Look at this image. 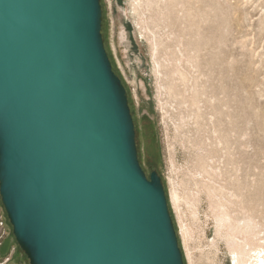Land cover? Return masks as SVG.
<instances>
[{
  "label": "water",
  "instance_id": "95a60500",
  "mask_svg": "<svg viewBox=\"0 0 264 264\" xmlns=\"http://www.w3.org/2000/svg\"><path fill=\"white\" fill-rule=\"evenodd\" d=\"M101 0H0V195L29 264H185L139 160Z\"/></svg>",
  "mask_w": 264,
  "mask_h": 264
},
{
  "label": "rangeland",
  "instance_id": "374dc122",
  "mask_svg": "<svg viewBox=\"0 0 264 264\" xmlns=\"http://www.w3.org/2000/svg\"><path fill=\"white\" fill-rule=\"evenodd\" d=\"M101 3L113 69L151 113L168 199L181 196L170 208L185 264H229L215 203L264 237V0ZM1 221L0 264L27 263L0 198Z\"/></svg>",
  "mask_w": 264,
  "mask_h": 264
},
{
  "label": "bare ground",
  "instance_id": "6f19581e",
  "mask_svg": "<svg viewBox=\"0 0 264 264\" xmlns=\"http://www.w3.org/2000/svg\"><path fill=\"white\" fill-rule=\"evenodd\" d=\"M130 9L136 13L134 4L133 8L130 7ZM156 45V43H153L152 48V54L155 60L153 74L158 76L161 73V66L157 60L158 52ZM113 50H116V48ZM135 95L137 96L136 92ZM180 201V194L175 188H172L170 192V202L178 209ZM214 207L216 234L225 240L229 251V264H264V237L259 236L260 231H256L257 224L250 222V217L243 219L234 217L230 213L227 203L217 202L214 204ZM181 234L186 237L184 228ZM213 245H215V243H213Z\"/></svg>",
  "mask_w": 264,
  "mask_h": 264
},
{
  "label": "flooded vegetation",
  "instance_id": "af4514ba",
  "mask_svg": "<svg viewBox=\"0 0 264 264\" xmlns=\"http://www.w3.org/2000/svg\"><path fill=\"white\" fill-rule=\"evenodd\" d=\"M130 107L137 133L136 140L139 160L146 175L149 177L153 170H158V162L160 159L159 147L153 127V119L148 108L140 109L138 113L136 112L134 106L130 104ZM22 253L24 255V252ZM26 260L27 263L25 264H29V260L27 257Z\"/></svg>",
  "mask_w": 264,
  "mask_h": 264
},
{
  "label": "built area",
  "instance_id": "2783aa9c",
  "mask_svg": "<svg viewBox=\"0 0 264 264\" xmlns=\"http://www.w3.org/2000/svg\"><path fill=\"white\" fill-rule=\"evenodd\" d=\"M0 198H1V200H2V197H1V195H0ZM0 225H3V222L1 221L0 222ZM2 237V236H1ZM9 260V259H8ZM8 260H5V262H7Z\"/></svg>",
  "mask_w": 264,
  "mask_h": 264
},
{
  "label": "trees",
  "instance_id": "16d2710c",
  "mask_svg": "<svg viewBox=\"0 0 264 264\" xmlns=\"http://www.w3.org/2000/svg\"><path fill=\"white\" fill-rule=\"evenodd\" d=\"M167 193V192H166ZM170 211H171V208H170ZM176 229H177V227H176Z\"/></svg>",
  "mask_w": 264,
  "mask_h": 264
}]
</instances>
